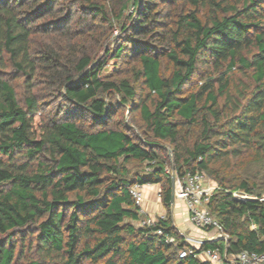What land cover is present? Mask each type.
I'll list each match as a JSON object with an SVG mask.
<instances>
[{"label":"trees","instance_id":"obj_1","mask_svg":"<svg viewBox=\"0 0 264 264\" xmlns=\"http://www.w3.org/2000/svg\"><path fill=\"white\" fill-rule=\"evenodd\" d=\"M127 59L132 79L102 74ZM242 156L256 173L232 172ZM196 169L227 251L263 252L264 0H0V264H212L178 255L169 212ZM134 182L159 183L175 244L132 222Z\"/></svg>","mask_w":264,"mask_h":264},{"label":"built area","instance_id":"obj_2","mask_svg":"<svg viewBox=\"0 0 264 264\" xmlns=\"http://www.w3.org/2000/svg\"><path fill=\"white\" fill-rule=\"evenodd\" d=\"M173 175L174 198L182 200L188 210L190 223L199 230L210 231L208 235L185 234L179 232L184 244L179 248L178 255H192L209 260L212 264H264V251L256 252L241 249L236 252L227 251L228 235L223 230L222 224L211 213L207 206L210 195L215 187L207 181V175L203 170H186L181 176ZM145 183L134 182L128 191L137 206L140 214L139 224L143 226H155L153 232L161 235L166 242L176 243V236L164 233L161 226H156L159 219L165 215H150L143 208V187ZM237 198H245L247 195L241 191H233ZM214 241L213 246H202L203 242Z\"/></svg>","mask_w":264,"mask_h":264},{"label":"rangeland","instance_id":"obj_3","mask_svg":"<svg viewBox=\"0 0 264 264\" xmlns=\"http://www.w3.org/2000/svg\"><path fill=\"white\" fill-rule=\"evenodd\" d=\"M5 61V67H3L1 69V72L4 73L13 83L17 97L19 100H22L23 94L25 92V80H24V76L20 75L19 73H16L13 68L10 66V63L4 59ZM132 64H134V61L131 60H119V61H114V60H110L105 67L102 70V74H104L105 76H107L108 78H114V77H128L129 79H132L131 77V72L129 69V66H131ZM232 79L236 82L238 81H246L250 79L245 75V72H241L240 70L235 69L233 72V76ZM134 83V85L137 88V92L139 94H145L146 93V89L139 84V82H131ZM36 89V93L40 94V103L43 104V106L45 107V109L43 110L44 112L46 110H48L49 108H53L55 107L56 102H53V97L49 95H47V90L43 89V87L41 85H37L35 87ZM51 102V103H50ZM123 110V114L126 117L127 120H129L130 118H132L133 120H135L138 124H141V119L138 115V111L135 110L133 112H130L126 109H120ZM143 168H144V163H143ZM257 166L255 165V163H252L250 158L248 156H242L241 158H239L237 160V162L234 164L233 170L232 172L234 174L240 175V176H245V174H249L251 172H257ZM207 181L209 183H212L214 185L215 182L207 175ZM134 224H139V220L137 221H132ZM26 250V249H24ZM200 258V257H198ZM21 264V263H18Z\"/></svg>","mask_w":264,"mask_h":264},{"label":"crops","instance_id":"obj_4","mask_svg":"<svg viewBox=\"0 0 264 264\" xmlns=\"http://www.w3.org/2000/svg\"><path fill=\"white\" fill-rule=\"evenodd\" d=\"M159 183H145L143 187V208L145 213L150 215H165L166 210L160 199ZM169 212L172 224L179 232L185 234L199 235L201 233L208 235L210 231L199 230L189 221V214L185 203L177 198L170 202Z\"/></svg>","mask_w":264,"mask_h":264},{"label":"water","instance_id":"obj_5","mask_svg":"<svg viewBox=\"0 0 264 264\" xmlns=\"http://www.w3.org/2000/svg\"><path fill=\"white\" fill-rule=\"evenodd\" d=\"M171 180H172V185H171V199L170 202L172 203L174 200V195H173V175L171 176Z\"/></svg>","mask_w":264,"mask_h":264}]
</instances>
